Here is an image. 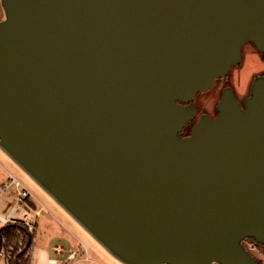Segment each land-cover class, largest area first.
I'll return each instance as SVG.
<instances>
[{"label":"water","instance_id":"obj_1","mask_svg":"<svg viewBox=\"0 0 264 264\" xmlns=\"http://www.w3.org/2000/svg\"><path fill=\"white\" fill-rule=\"evenodd\" d=\"M1 3L0 146L128 264H260L264 75L180 132L264 53V0Z\"/></svg>","mask_w":264,"mask_h":264},{"label":"rangeland","instance_id":"obj_2","mask_svg":"<svg viewBox=\"0 0 264 264\" xmlns=\"http://www.w3.org/2000/svg\"><path fill=\"white\" fill-rule=\"evenodd\" d=\"M3 17H5V13L0 0V20ZM257 52V48L253 43H247L244 47L243 62L231 69L229 77L237 90L248 91L254 75L264 70V59L262 60ZM12 175L19 178L37 200L47 203L48 206L54 204L49 196H47L44 188L21 165L19 166L13 158H10L0 146V185L6 183L7 179ZM12 205H14L12 196L8 192L3 193L0 196V213L6 215ZM23 212L24 209H21L18 216L23 217ZM32 218L35 220L34 212L32 213ZM53 235L51 229L40 225L37 232L36 244L32 249L30 264H50L48 258L55 256L53 243L58 240V238L51 240ZM80 238L81 242L85 245L80 241V244L74 245V249L79 250V255L73 264H128L109 251L97 238L92 239L87 235H82ZM259 248L260 252H256L253 255L260 260V264H264V245L260 244ZM7 254L0 259V264H7Z\"/></svg>","mask_w":264,"mask_h":264},{"label":"crops","instance_id":"obj_3","mask_svg":"<svg viewBox=\"0 0 264 264\" xmlns=\"http://www.w3.org/2000/svg\"><path fill=\"white\" fill-rule=\"evenodd\" d=\"M5 151V150H4ZM6 152V151H5ZM6 154L12 158L7 152ZM45 190V189H44ZM47 196L51 199L54 204L49 205L47 203L42 202L41 200H37L35 197V205H33L32 210L30 211V219L35 223L36 230L33 232V241L32 245L27 253L28 264H30V260L32 257V249L36 244L37 240V232L41 226L48 227L53 232V236L51 240H56L53 243V252L55 256H50L49 258H58L61 261L66 260L69 253L71 251H79L74 249V245H78L81 242V236L87 235L90 238H96L75 216H73L59 201H57L47 190H45ZM43 207L39 214H36L35 209H40ZM34 212L35 220L32 218V213ZM80 241V242H79ZM82 243V242H81ZM85 245L84 243H82ZM60 246L62 248V252L57 251V247ZM48 258V262H49Z\"/></svg>","mask_w":264,"mask_h":264},{"label":"flooded vegetation","instance_id":"obj_4","mask_svg":"<svg viewBox=\"0 0 264 264\" xmlns=\"http://www.w3.org/2000/svg\"><path fill=\"white\" fill-rule=\"evenodd\" d=\"M257 51H258L257 54L260 55L261 59L263 60L264 59V53L260 52L258 49H257ZM242 56L244 59V48H243ZM242 62H243V60H242ZM230 71L226 76L216 79L215 83L211 89L205 90V91H199L197 93L196 97L194 98V100L191 101V104L193 105L195 112H194L193 118H191V120H189L188 123L181 130V132H180L181 137L190 135L194 125L204 115L209 116L212 119L219 116L220 111L218 109V103H219V100L221 99L225 89L228 87H230L233 90L237 100L241 103V105L244 108H247L246 107V100L251 95V85H252L254 79L256 78V76L264 75V70L260 71L259 73H256L254 75V79H253L252 83L250 84V87H249L250 89H248V91H240L234 87V84L232 83L233 81H231V79L229 77ZM184 104L187 105L189 103H184ZM18 225H22V224H18ZM22 226L26 227L25 225H22ZM26 229H27V227H26ZM3 232H4V228L2 230V239H3L2 240V249L4 248L6 254L8 253L7 255H9L11 257V260H13L14 258L17 260L20 256L22 258H25L26 254L28 253V251H27L28 243L24 242L23 240H20L18 242V244L14 243V242H9V239L4 237ZM8 264H11V261Z\"/></svg>","mask_w":264,"mask_h":264},{"label":"built area","instance_id":"obj_5","mask_svg":"<svg viewBox=\"0 0 264 264\" xmlns=\"http://www.w3.org/2000/svg\"><path fill=\"white\" fill-rule=\"evenodd\" d=\"M8 192L14 199V205L10 208L6 215L0 213V225L1 227L10 223L25 225L30 233L35 232L36 225L30 219V211L32 210L33 204L35 202V197L29 190V188L16 176H10L6 183L0 185V196ZM24 209L23 217H19L18 213ZM43 207L40 209H35L36 214H39ZM244 247L251 253L260 252V243L255 239L248 237L243 240ZM57 251L62 252L60 246L57 247ZM6 254L4 248L1 249L0 259ZM79 255V251H71L66 260L61 261L58 258H49L50 264H73ZM28 257L26 254L25 258ZM11 257L8 255L7 264L10 262Z\"/></svg>","mask_w":264,"mask_h":264},{"label":"trees","instance_id":"obj_6","mask_svg":"<svg viewBox=\"0 0 264 264\" xmlns=\"http://www.w3.org/2000/svg\"><path fill=\"white\" fill-rule=\"evenodd\" d=\"M32 204L35 205V203ZM3 228L4 237L8 238L9 242L18 244L20 240H23L24 242L28 243L27 251H29L34 237L33 233L28 232V229H26V227L14 223L4 225ZM28 261V258H22L20 256L17 260L15 258L11 260V264H28Z\"/></svg>","mask_w":264,"mask_h":264},{"label":"bare ground","instance_id":"obj_7","mask_svg":"<svg viewBox=\"0 0 264 264\" xmlns=\"http://www.w3.org/2000/svg\"><path fill=\"white\" fill-rule=\"evenodd\" d=\"M17 162V161H16ZM20 166V165H19ZM103 245V244H102ZM110 251V250H109ZM116 256V255H115ZM123 261V260H122Z\"/></svg>","mask_w":264,"mask_h":264}]
</instances>
